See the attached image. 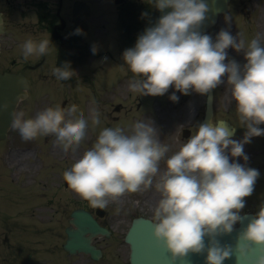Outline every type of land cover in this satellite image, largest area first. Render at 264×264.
<instances>
[{
  "label": "clouds",
  "instance_id": "obj_1",
  "mask_svg": "<svg viewBox=\"0 0 264 264\" xmlns=\"http://www.w3.org/2000/svg\"><path fill=\"white\" fill-rule=\"evenodd\" d=\"M152 4L161 12L171 11L123 52L124 64L134 74L129 91L162 96L174 85L184 95L190 90L207 94L224 83L222 77L227 74V92L237 102L240 126L246 128L243 139H232L233 130L221 126L225 121L199 124L187 142L165 159L169 146L160 142L151 121L138 120L127 129L104 127L91 148L63 173V180L91 207L101 210L126 193L154 187L160 198L153 210L152 237L170 254L172 264L186 261L190 254L203 256L204 264H223L232 258L236 264H264V203L236 233L234 244H222L219 239L242 223L245 198L252 195L260 175L257 169L230 162V157L247 162L244 145L252 137L264 135L259 127L264 124V44L260 34L246 42L242 32L233 36L221 29L213 40L199 30L210 11L206 0H152ZM230 20L226 15L225 22L230 24ZM75 34L82 30L77 28ZM51 44L49 38L29 37L21 45L23 59L47 55ZM228 48L243 52L246 63L228 59ZM91 51L95 55L96 47ZM52 73L60 81L75 75L68 61L55 66ZM169 99L178 102L179 97L173 92ZM0 107L7 109L8 105ZM24 116V112L14 113L12 122L23 140L55 135L65 153L76 152L89 127L94 130L101 124L97 108L86 119L75 104L46 107L34 118ZM162 160L166 170L161 173ZM134 203L139 206L140 202ZM253 254L255 259L250 261Z\"/></svg>",
  "mask_w": 264,
  "mask_h": 264
},
{
  "label": "rangeland",
  "instance_id": "obj_2",
  "mask_svg": "<svg viewBox=\"0 0 264 264\" xmlns=\"http://www.w3.org/2000/svg\"><path fill=\"white\" fill-rule=\"evenodd\" d=\"M36 1L38 0H6L5 3L1 2L0 6L5 8L7 12V22H9L11 26L8 28L7 34L1 38V42L4 44L3 56H5V53L8 51H14L11 41L15 43L17 40H20L21 43V41L31 36V34H22L21 30H16L19 33L18 35L16 34L14 30L16 27L14 24L20 17L18 12H13L14 10H11L12 6L20 5L21 3H28L33 6L36 4ZM52 1H54L55 5L58 0H49L50 3ZM53 9L56 11L57 6H54ZM34 10L35 8H31V11ZM62 15L65 17L64 11ZM226 15L231 18L230 24L225 22ZM221 29L229 30L233 36H236L238 32H242L246 42L250 41L257 34H260L261 44H264V0H233L231 10L221 15L218 23L206 34L212 36L213 40H215L217 33ZM34 36L35 35H32L31 37L33 38ZM96 47H99V45ZM226 51L228 53V59H236L238 55L241 54L232 48H228ZM32 57L33 56H30V58ZM96 60L97 59L94 61ZM227 62L226 60L225 63ZM240 62L238 63L241 65H243L242 63H246L243 62L242 59ZM104 65L106 64H103V66ZM107 66L112 68L111 72L113 76L116 77L114 82H108L105 79L107 76L101 78L102 75L100 70L96 71V75L92 73L86 76L90 80L88 85L85 80L86 77H84L83 73L80 71L79 83L73 89L64 87L63 89L59 83H57L58 80L56 78H54L55 81L50 79L49 84L55 83L57 89L55 87H50L54 91L50 95L48 94V101L46 96L41 94L35 95L33 100L25 101L18 112H24V118L28 119L34 118L38 112L46 107H54L62 104V108H66L75 104L79 109H85L88 116L91 108H97L100 112V120L108 123V127L112 128H115L116 122L113 120L115 115L119 116V123H130V126L138 120L145 119L151 121L157 129L160 142L169 146V152L166 154L165 159L178 151L182 143L187 142L190 138H183L182 130L189 127L193 134V131L197 130L200 124L206 94H199L193 91L189 99L183 100L181 93L176 91L173 85L170 86L168 92L162 96L139 95L130 92L128 89L129 81L133 77L130 79H123L122 76H116L114 74V69L117 70L115 64H109ZM13 68L15 69L16 66L13 65ZM222 80L224 83L213 89L215 93V119L225 118L236 123L239 133H236L232 139L240 141L243 139L242 137L244 136L246 128L240 126L238 114L236 112L237 102L232 99L227 92V74L222 77ZM47 81L48 80H46V82ZM92 81L95 84H92ZM43 92H46V90ZM173 92L179 97L178 102H173L169 99ZM93 101H95V104H93ZM38 103H40V105ZM63 103L65 104L63 105ZM117 104H120L122 107L120 112H114V107ZM104 122H101L96 128L102 127ZM96 128L93 130L89 127L87 131L88 142H85V140L82 141L76 152L69 150L68 153H65L62 147L55 142L53 144V147H55H52V152L56 151L53 152L55 153L53 155L56 161L53 156L46 154L48 149V136H41L38 139L36 137L35 139H37V142L41 145L43 153L46 154L42 160L44 163V170L42 168L37 170L39 161L33 160V156L29 152H25V154L21 147L17 146V140H10L0 144V192L2 193L4 191L5 195L8 185L9 189L16 194L19 193L23 199L18 200L25 199L29 202L27 203L28 207L26 210L32 214L31 219L34 221L31 227L34 229L33 235L25 237L24 241H20L17 238L21 244L27 243L32 247V249H23L21 252V259L27 262L26 264H129V248L126 245L119 244L117 246V239L119 241L120 236L129 225L133 215L141 213L153 216V210L160 198V194L155 191L154 187L148 191L126 193L116 200L109 201L107 208H105L108 216L103 219V221L111 223L114 227L118 228L119 231L115 232L116 235L113 237V240L112 238L100 239V244L106 248V256L104 259L94 263L85 256H67L61 249V242L64 241L66 235L63 236L58 231L61 226L66 225L63 221L65 222V220H67V212L75 207L83 206L82 198L70 190L69 187H65L63 173L65 172V167H71L76 161L74 158H80L84 151L91 148L92 136L97 137L99 133L94 134L90 131H99ZM18 133V130H12L13 137ZM53 136L55 137V135ZM257 140V138L252 137L250 141L252 146L251 143L244 145V153L248 156L247 162H245L242 157H230V162L235 160L245 166L251 165L252 168L257 169L260 173L252 195L245 198L246 205L245 208L241 210L242 213L249 211L256 213L259 210V206L264 203V143ZM32 162L36 165H32ZM26 167H29V169ZM4 168L10 169L14 175L12 176L10 170L5 171ZM26 169L28 170L26 172L28 173L27 176H15V174L18 173H24ZM41 170H43V174ZM165 170V160H162L160 162V172L162 173ZM44 175L48 178H45L48 182L44 180ZM28 183L34 186L39 185L42 189L39 190L37 187L31 189ZM36 191L37 193H42L39 200L40 203H37ZM7 199L8 198L5 197L4 200ZM134 201H139V206H137ZM85 206L88 208L91 207L89 203L85 204ZM10 209H14V206H10ZM117 209H120L119 213H117ZM13 217L14 216L9 215V218ZM26 226L27 225L18 223L15 219L0 222V243L6 234H9L10 238L19 237L18 230ZM59 234L60 237L58 236ZM108 244L111 245L107 247ZM58 256L59 260H56ZM18 258L20 257L18 256Z\"/></svg>",
  "mask_w": 264,
  "mask_h": 264
},
{
  "label": "water",
  "instance_id": "obj_3",
  "mask_svg": "<svg viewBox=\"0 0 264 264\" xmlns=\"http://www.w3.org/2000/svg\"><path fill=\"white\" fill-rule=\"evenodd\" d=\"M209 5L210 11L206 14L207 18L200 26V31L203 33L210 25H212L219 12L225 11L228 8V0H206ZM170 8L164 9L163 12L160 11V17L164 14L170 12ZM72 51L69 46L62 47L60 53L58 67L61 66L65 61L67 52ZM69 62V61H68ZM71 69L74 70L75 63L70 62ZM14 76L10 74L0 75V106L7 104V109L0 107V114L7 112L8 118L5 124L0 122V134H4L9 124L11 123L12 113L14 107L17 103V97L23 96L24 91H21L20 86L15 88L11 85ZM75 77L73 76L68 81L74 82ZM213 94L210 91L207 99L206 113L204 116L203 124L211 122L213 116V106H212ZM5 115V114H4ZM223 127H227L229 130L233 128L225 122ZM231 128V129H230ZM75 217V223L79 227L78 230L69 231L70 239L67 242L66 247L71 251L76 249L92 253L94 257L97 256L98 252L91 245V236H86L87 232L97 233L102 232L103 229L97 224V222L92 218L89 213L83 211H76L73 213ZM253 215H245L242 220L241 228L244 227V223L248 222ZM135 220L134 225L137 224ZM243 225V226H242ZM147 227L149 225L145 223H138L135 230V238L131 235L132 229L128 234V240L132 243V262L133 264H172L170 259V254L161 246H158L152 237V230ZM151 228V227H150ZM221 243L226 242L225 236L219 237ZM193 257V258H192ZM204 257L196 254H190L186 261H176V264H196L197 260H203ZM224 264V263H223Z\"/></svg>",
  "mask_w": 264,
  "mask_h": 264
},
{
  "label": "flooded vegetation",
  "instance_id": "obj_4",
  "mask_svg": "<svg viewBox=\"0 0 264 264\" xmlns=\"http://www.w3.org/2000/svg\"><path fill=\"white\" fill-rule=\"evenodd\" d=\"M48 1L45 0L42 3L38 2V7L40 6V11L35 14L36 20L33 22L35 29H41L46 31L47 37L51 41V45L59 44L64 38L65 34L72 27L71 24V9L69 15L70 25L68 27L67 22L63 19L61 15L62 10V0L58 4L57 11H55L52 7H49ZM42 5V6H41ZM51 6V4H50ZM116 8L112 9L110 15V21L114 23L116 31H117V39L119 37H123L124 41L128 45L135 46V38L141 35L147 27H150L152 24V17L155 14V7L152 4V0H123V2L119 5L115 6ZM22 15L26 16L28 14L27 11L21 10ZM143 14V15H142ZM93 16L90 22V30L91 35L94 37L98 36L99 30L96 26L98 23L97 19L101 17ZM23 26H27V23H21ZM140 32L139 35H136L137 32ZM87 34V32L85 33ZM44 39V38H43ZM125 43L119 44V47L122 49H127L129 46ZM118 46V45H117ZM130 48V47H129ZM111 58L114 60L116 57L110 53ZM120 61V60H119ZM118 61V62H119ZM124 63L123 59L120 61ZM20 248V245L13 246L11 245L8 249L10 250L9 254H5L4 247H0V264H16L18 260V255L14 252L16 249Z\"/></svg>",
  "mask_w": 264,
  "mask_h": 264
}]
</instances>
